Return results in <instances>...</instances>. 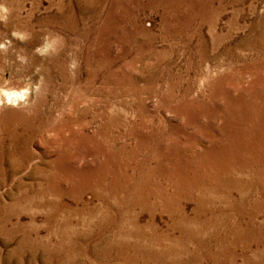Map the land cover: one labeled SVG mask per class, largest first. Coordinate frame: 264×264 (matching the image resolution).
Wrapping results in <instances>:
<instances>
[{"label":"rangeland","instance_id":"374dc122","mask_svg":"<svg viewBox=\"0 0 264 264\" xmlns=\"http://www.w3.org/2000/svg\"><path fill=\"white\" fill-rule=\"evenodd\" d=\"M0 5L8 10L0 12L6 16L0 20V264H125L117 256H130L103 247L116 237L120 222L129 237L118 234L119 241L125 237L127 247L144 243L145 260L134 264H264V149L259 154L240 149L246 143L249 149L261 147L264 136V0H0ZM14 91L25 96L9 103L5 93ZM101 122L104 132L98 136ZM103 165L116 173L122 196L115 221L99 231L104 216L99 215L113 212L111 202L96 200L95 188L78 183L81 170ZM49 171L59 180L56 187L44 184ZM68 176L71 183L62 181ZM39 186L72 190L55 197L77 210L57 213L71 223V248L54 245L60 226L51 227L46 216H52L47 203L54 196L49 199ZM129 198L135 203L128 204ZM134 216L140 231L128 222ZM234 225L241 228L233 246Z\"/></svg>","mask_w":264,"mask_h":264},{"label":"bare ground","instance_id":"6f19581e","mask_svg":"<svg viewBox=\"0 0 264 264\" xmlns=\"http://www.w3.org/2000/svg\"><path fill=\"white\" fill-rule=\"evenodd\" d=\"M262 39V38H261ZM95 44V43H94ZM215 45V44H214ZM261 45V44H260ZM94 51V50H93ZM92 58V57H91ZM88 59H89V57H88ZM101 60V59H100ZM262 61V60H261ZM264 62V61H263ZM97 63V62H96ZM197 63V62H196ZM254 63H255V61H254ZM262 63V62H261ZM100 64V63H99ZM108 64V63H107ZM202 65V64H201ZM250 65H252V63L250 64ZM254 66V65H253ZM88 67V66H87ZM98 67V66H97ZM243 67V66H242ZM234 68V67H233ZM258 68H262V67H258ZM233 70V69H232ZM235 71H237V70H235ZM243 71V70H242ZM91 72V71H90ZM89 72V73H90ZM93 72V71H92ZM239 72V71H238ZM264 72V71H263ZM219 73V72H218ZM63 74V73H62ZM116 74V73H115ZM236 74V73H235ZM264 74V73H263ZM68 76V75H67ZM66 77V76H65ZM71 77V76H70ZM73 77V76H72ZM87 78V77H86ZM85 78V79H86ZM91 78H92V76H91ZM90 78V79H91ZM108 78V77H107ZM50 79V78H49ZM65 80H66V78H65ZM74 81V80H73ZM105 81V80H104ZM113 81V80H112ZM71 82V81H70ZM75 82V81H74ZM86 82V81H85ZM263 82V81H262ZM73 83V82H72ZM102 83V82H101ZM100 83V84H101ZM114 83V82H113ZM180 83V82H179ZM94 84V83H93ZM103 85V84H102ZM175 85H177V84H175ZM263 85H264V82H263ZM262 85V86H263ZM129 86V85H128ZM252 86V85H251ZM68 87H69V85H68ZM72 87V86H71ZM85 87V86H84ZM84 87H83V89H84ZM109 87V86H108ZM114 87V86H113ZM127 87V86H126ZM177 87V86H176ZM188 87V86H187ZM79 88V87H78ZM118 88V87H117ZM120 88V87H119ZM179 88V87H178ZM257 88V87H256ZM263 88V87H262ZM66 89V88H65ZM80 89V88H79ZM172 89H173V86H172ZM260 89V88H259ZM77 90V89H76ZM85 90V89H84ZM88 90V89H87ZM184 90V89H183ZM261 90V89H260ZM64 91V90H63ZM79 91V90H78ZM103 91V90H102ZM181 91V90H180ZM54 92V91H53ZM66 92V91H65ZM68 92V91H67ZM96 92V91H95ZM56 93V92H55ZM74 93H76V92H74ZM89 93H91V92H89ZM106 93V92H105ZM116 93V92H115ZM184 93V92H183ZM8 95H13V94H16V95H19V96H22L23 98H24V96H25V93H22V92H16V91H14V92H9V93H7ZM82 94V93H81ZM109 94V93H108ZM40 95V94H39ZM67 95V94H66ZM70 95V94H69ZM75 95V94H74ZM96 95V94H95ZM103 95V94H102ZM101 95V96H102ZM116 95V94H115ZM185 96V95H184ZM41 97V96H40ZM106 97V96H105ZM174 97V96H173ZM178 97V96H177ZM188 97V96H187ZM243 97V96H242ZM22 98V99H23ZM53 98V97H52ZM54 98H56V97H54ZM101 98V97H100ZM22 99H19V100H22ZM82 99V98H81ZM80 99V100H81ZM220 99V98H219ZM243 99V98H242ZM184 100V99H183ZM254 100V99H253ZM42 101V100H41ZM89 101H91V100H89ZM96 101V100H95ZM249 101V100H248ZM44 102V101H43ZM59 102V101H58ZM58 102H55L54 104H58ZM71 102V101H70ZM179 102V101H178ZM208 102V101H207ZM214 102V101H213ZM254 102H255V100H254ZM45 103V102H44ZM77 103H79V101L77 102ZM31 104V103H30ZM33 104V103H32ZM40 104V103H39ZM60 104V103H59ZM84 104V103H83ZM98 104V103H97ZM104 104V103H103ZM102 104V105H103ZM178 104V103H177ZM211 104V103H210ZM255 104V103H254ZM69 105V104H68ZM73 104H71V106H72ZM93 105H94V103H93ZM105 105V104H104ZM120 105V104H119ZM132 104H130V106H131ZM142 105V104H141ZM198 105V104H197ZM29 106V105H28ZM34 106V105H33ZM36 106V105H35ZM50 106V105H49ZM70 106V107H71ZM96 106V105H95ZM110 107H111V105H109ZM128 106V105H127ZM129 106V107H130ZM140 106V105H139ZM161 106V105H160ZM69 107V108H70ZM84 107H86V106H84ZM98 107H99V105H98ZM114 107H116V105L114 106ZM120 107V106H119ZM135 107H136V105H135ZM249 107V106H248ZM247 107V108H248ZM66 108V107H65ZM75 108H76V106H75ZM78 108V107H77ZM97 108V107H96ZM262 108V107H261ZM24 109V108H23ZM46 109H47V107H46ZM106 109V108H105ZM117 109V108H116ZM127 109V108H126ZM125 109V110H126ZM245 110H246V108H244ZM252 109V108H251ZM71 110V109H70ZM73 110V109H72ZM84 110V109H83ZM90 110V109H89ZM93 110V109H92ZM102 110V109H101ZM118 110V109H117ZM121 110V109H120ZM124 110V109H123ZM135 110V109H134ZM33 111H35V110H33ZM57 111V110H56ZM62 111H64V110H62ZM68 111V110H67ZM76 111V110H75ZM82 111V110H81ZM86 111V110H85ZM84 111V112H85ZM91 111V110H90ZM128 111V110H127ZM144 111V110H143ZM26 112V111H25ZM36 112V111H35ZM108 112V111H107ZM110 112V111H109ZM116 112V111H115ZM130 112V111H129ZM22 113V112H21ZM34 113V112H33ZM55 113V112H54ZM62 113V112H61ZM60 113V114H61ZM75 113V112H74ZM82 113V112H81ZM93 113V112H92ZM95 113V112H94ZM99 113H101V112H99ZM111 113H113V112H111ZM124 113V112H123ZM127 113V112H126ZM135 113V112H134ZM142 113V112H141ZM257 113V112H256ZM12 114V113H11ZM18 114V113H17ZM77 115H78V113H76ZM120 113H118V115H119ZM89 115V114H88ZM95 115V114H94ZM105 115V114H104ZM126 115V114H125ZM137 115V114H136ZM145 115V114H144ZM231 115V114H230ZM244 115V114H243ZM15 116V115H14ZM29 116V115H28ZM43 116V115H42ZM60 116V115H59ZM73 116V115H72ZM102 116H103V114H102ZM102 116L101 115H97V117H96V119H97V121H102L101 119H102ZM106 116V115H105ZM116 115H114L113 117H115ZM122 116V115H121ZM135 116V114L132 116V117H134ZM32 117V116H31ZM30 117V119H32ZM34 117V116H33ZM107 117V116H106ZM262 117V116H261ZM54 118V117H53ZM69 118V117H68ZM76 118V117H75ZM90 118V117H89ZM117 118V117H116ZM119 118V117H118ZM122 118V117H121ZM143 118V117H142ZM145 118V117H144ZM228 118V117H227ZM33 119H35V118H33ZM59 119V118H58ZM57 119V120H58ZM111 119V118H110ZM109 119V120H110ZM115 119V118H114ZM148 119V118H147ZM248 119V118H247ZM16 120V119H15ZM42 120V119H41ZM95 120V119H94ZM117 120V119H116ZM124 120H125V118H124ZM133 120V119H132ZM136 120V119H135ZM137 120H141V119H137ZM260 120V119H259ZM14 121V120H13ZM38 121V120H37ZM49 121V120H48ZM56 121V120H55ZM74 121H76V120H74ZM88 121V120H87ZM92 121V120H91ZM112 121V120H111ZM115 121V120H114ZM240 121V120H239ZM17 122V121H16ZM15 122V123H16ZM93 122V121H92ZM127 122H129V121H127ZM139 122V121H138ZM143 122V121H142ZM262 122V121H261ZM19 123V122H18ZM28 123V122H27ZM32 123V122H31ZM54 123V122H53ZM52 123V124H53ZM55 123H57V122H55ZM96 123V122H95ZM99 123V122H98ZM131 123V122H130ZM137 123V122H136ZM242 123V122H241ZM8 124V123H7ZM11 124V123H10ZM34 124V123H33ZM47 124V123H46ZM71 124V123H70ZM112 124H113V122H112ZM118 124V123H117ZM128 124V123H127ZM126 124V125H127ZM133 124V123H132ZM138 124V123H137ZM147 124V123H146ZM227 124V123H226ZM14 125V124H13ZM39 125V124H38ZM44 125V124H43ZM58 125V124H57ZM56 125V126H57ZM72 125V124H71ZM111 125V124H110ZM116 125V124H115ZM55 126V127H56ZM67 126V125H66ZM82 126V125H81ZM80 126V127H81ZM89 126V125H88ZM125 126V125H124ZM123 126V127H124ZM244 126V125H243ZM260 126V125H259ZM259 126H258V128H259ZM15 127H17L16 125H15ZM41 127V126H40ZM85 127V126H84ZM112 127V126H111ZM143 127V126H142ZM238 127V126H237ZM250 127H252V126H250ZM3 128V127H2ZM32 128V127H31ZM70 128V127H69ZM73 128V127H72ZM89 128V127H88ZM107 128V127H106ZM106 128H105V130H106ZM122 128V127H121ZM36 129V128H35ZM39 129V128H38ZM46 129V128H45ZM82 129H84V128H82ZM86 129H87V127H86ZM94 129V128H93ZM108 129V128H107ZM112 129V128H111ZM110 129V130H111ZM161 129V128H160ZM232 129H233V127H232ZM238 129V128H237ZM246 129V128H245ZM29 130V129H28ZM75 130V129H74ZM78 130V129H77ZM99 131H97L98 133V136H100V135H103V132H104V125L102 124V122H101V127H100V129H98ZM109 130V129H108ZM117 130V129H116ZM124 130H125V128H124ZM146 130V129H145ZM144 130V131H145ZM239 130H241V129H239ZM254 130V129H253ZM261 130V129H260ZM6 131V130H5ZM40 131H42V130H40ZM46 131L47 132H51V131H54V129L53 128H48V130L46 129ZM64 131V130H63ZM69 131V130H68ZM73 131V130H72ZM79 131V130H78ZM249 131V130H248ZM44 132V131H43ZM58 132V131H57ZM80 132V131H79ZM88 132H89V130H88ZM95 132V131H94ZM138 132V131H137ZM197 132V131H196ZM26 133V132H25ZM31 133V132H30ZM32 133H34V132H32ZM36 133V132H35ZM46 133V132H45ZM71 133V132H70ZM74 133V132H73ZM73 133L71 134V135H73ZM81 133V132H80ZM79 133V134H80ZM110 133V132H109ZM141 133V132H140ZM258 133V132H257ZM19 134V133H18ZM63 134V133H62ZM78 134V135H79ZM82 134V133H81ZM114 134V133H113ZM116 134V133H115ZM124 134V133H123ZM132 134V133H131ZM231 134V133H230ZM7 135V134H6ZM27 135V134H26ZM32 135V134H31ZM40 135H41V133H40ZM43 135V134H42ZM56 135H58V134H56ZM94 135V134H93ZM125 135V134H124ZM127 135H129V134H127ZM13 136V135H12ZM11 136V137H12ZM23 137H24V135H22ZM64 136V135H63ZM68 136V135H67ZM106 136V135H105ZM130 136V135H129ZM132 136V135H131ZM139 136V135H138ZM251 136V135H250ZM249 136V137H250ZM18 137V136H17ZM40 137V136H39ZM65 137V136H64ZM72 137V136H71ZM90 137H91V135H90ZM102 137V136H101ZM110 137V136H109ZM242 137V136H241ZM8 138V137H7ZM28 138V137H27ZM54 138V137H53ZM53 138H52V140H53ZM60 138V137H59ZM69 138V137H68ZM84 139H86L87 140V138H86V136L85 137H83ZM105 138V137H104ZM169 138V137H168ZM167 138V139H168ZM246 138H247V136H246ZM5 139V138H4ZM37 139V138H36ZM39 139V138H38ZM55 139V138H54ZM80 139V138H79ZM107 139V138H106ZM113 139V138H112ZM132 139V138H131ZM253 139V138H252ZM15 140V139H14ZM14 140H12V141H14ZM16 140H17V138H16ZM35 140V139H34ZM51 140V139H50ZM119 140V139H118ZM123 140H124V138H123ZM134 140V139H133ZM205 140V139H204ZM2 141V140H1ZM24 141V140H23ZM63 141V140H62ZM67 141V140H66ZM94 141V140H93ZM105 141V140H104ZM108 141V140H107ZM119 141H121V140H119ZM32 142V141H31ZM46 142V141H45ZM71 142H72V140H71ZM101 142V141H100ZM112 142V141H111ZM123 142V141H122ZM236 142V141H235ZM248 142V141H247ZM13 143V142H12ZM23 143V142H22ZM33 143V142H32ZM52 143V142H51ZM62 143V142H61ZM108 143V142H107ZM254 143V142H253ZM5 144V143H4ZM128 144V143H127ZM134 144V143H133ZM137 144V143H136ZM160 144V143H159ZM255 144V143H254ZM253 144V145H254ZM13 145V144H12ZM46 145V144H45ZM77 145V144H76ZM99 145H101V144H99ZM111 145V144H110ZM110 145H109V147H110ZM124 145V144H123ZM129 145V144H128ZM128 145H127V147H128ZM139 145V144H138ZM173 145V144H172ZM68 146V145H67ZM84 146V145H83ZM183 146V145H182ZM13 147V146H12ZM47 147V146H46ZM124 147V146H123ZM136 147V146H135ZM142 147H144V146H142ZM238 147V146H237ZM31 148V147H30ZM100 148V147H99ZM108 148V147H107ZM227 148L230 150V146L227 144ZM242 148H245L247 151H249V150H252V151H255V152H258L257 154H259V150L260 149H264V136H263V139H262V144H261V147H256V145H254V146H252L251 147V149H249V147H248V143H246L245 145H242V144H240V149L242 150ZM72 149V148H71ZM86 149V148H85ZM98 149V148H97ZM103 149H104V147H103ZM111 149V148H110ZM228 149H226V150H228ZM62 150V149H61ZM100 150V149H99ZM126 150H128V149H126ZM224 150L225 149H223L222 151L224 152ZM240 150V151H241ZM2 151V150H1ZM8 151V150H7ZM14 151H15V149H14ZM98 151V150H97ZM104 151V150H103ZM140 151V150H139ZM143 151V150H142ZM141 151V152H142ZM222 151H220V152H222ZM260 151H264V150H260ZM24 152V151H23ZM29 152V151H28ZM100 152H101V150H100ZM108 152V151H107ZM112 152H113V149H112ZM111 152V153H112ZM115 152V151H114ZM119 152V151H118ZM128 152V151H127ZM250 152V151H249ZM9 153V152H8ZM109 153V152H108ZM3 154V153H2ZM86 154V153H85ZM210 154V153H209ZM220 154V153H219ZM20 155V154H19ZM22 155V154H21ZM25 155V154H24ZM27 155V154H26ZM29 155V154H28ZM51 155V154H50ZM101 155H102V153H101ZM143 155V154H142ZM216 155H217V153H216ZM42 156V155H41ZM100 156V155H99ZM103 156V155H102ZM124 156V155H123ZM137 156H139V155H137ZM13 157V156H12ZM260 157V156H259ZM94 158V157H93ZM203 158V157H202ZM258 158V157H257ZM9 159H11V157L9 158ZM18 159V158H17ZM21 159V158H20ZM60 159V158H59ZM106 159V158H105ZM120 159H121V157H120ZM130 159V158H129ZM128 159V160H129ZM184 159V158H183ZM262 159V158H261ZM2 160V159H1ZM6 160V159H5ZM52 160V159H51ZM64 160V159H63ZM79 160V159H78ZM125 161H126V159H124ZM137 160V159H136ZM181 160V159H180ZM179 160V161H180ZM205 160V159H204ZM202 161L201 160V164H208L206 161ZM230 160V159H229ZM258 160V159H257ZM18 161V160H17ZM45 161V160H44ZM49 161V160H48ZM54 161V160H53ZM52 161V162H53ZM75 161V160H74ZM87 161V160H86ZM105 161V160H104ZM124 161V162H125ZM131 161V160H130ZM152 161V160H151ZM187 161V160H186ZM6 162V161H5ZM23 162V161H22ZM27 162V161H26ZM41 162V161H40ZM71 162V161H70ZM112 162V161H111ZM140 162V161H139ZM180 162H182V161H180ZM222 162H224V161H222ZM8 163H10V162H8ZM45 163H46V161H45ZM126 163V162H125ZM136 163V162H135ZM179 163V162H178ZM251 163V162H250ZM15 164V163H14ZM71 164V163H70ZM131 164V163H130ZM186 165H187V163H185ZM46 165H48L47 163H46ZM135 164H133V166H134ZM142 165V164H141ZM263 165H264V163H263ZM13 166V165H12ZM53 166V165H52ZM59 166V165H58ZM66 166V165H65ZM107 165H103L102 167H100L99 169H90V170H88V169H84V170H81L80 171V173H79V183L78 184H80L81 186H83V187H86V186H90V188L92 187V188H95L96 189V191H98L97 192V194H95V197H96V200H98V201H103V202H108V201H110L109 203L112 205V207H113V212H112V210H106L105 212L103 211V214L102 215H99V216H103V221L101 222V223H99L98 225H96V229H98L99 231H101L102 230V228H103V226L105 225L106 227H107V225H109V224H113V222L112 221H115L114 220V215H115V213H120V210H119V203H120V198H121V196L122 195H120V191H119V188H118V184H117V177H116V173H114V172H112L110 169H108L107 167H106ZM112 166V165H111ZM11 167V166H10ZM23 167V166H22ZM36 167V166H35ZM50 167V166H49ZM209 167H210V165H209ZM208 167V168H209ZM212 167V166H211ZM252 167V166H251ZM256 167V166H255ZM15 168V167H14ZM41 168V167H40ZM38 169L39 171L41 170V169ZM43 168V167H42ZM142 168H143V166H142ZM248 168V167H247ZM261 168H263V167H261ZM37 169V168H36ZM71 169V168H70ZM113 169V168H112ZM131 169V168H130ZM133 169V168H132ZM137 169V168H136ZM188 169V168H187ZM233 169H234V167H233ZM2 170V169H1ZM14 170V169H13ZM12 170V171H13ZM16 170V169H15ZM14 170V171H15ZM48 170V169H47ZM64 170V169H63ZM94 170H96V171H94ZM118 170H120L119 168H118ZM242 170V169H241ZM7 171V170H6ZM11 171V170H10ZM37 172V171H36ZM43 172V171H42ZM55 172V171H54ZM118 172V171H117ZM132 172V171H131ZM224 172V171H223ZM235 172V171H234ZM5 173V172H4ZM127 173V172H126ZM141 173H143L142 171H141ZM175 173V172H174ZM226 173V172H225ZM12 174V173H11ZM45 174V173H44ZM140 174V173H139ZM148 174V173H147ZM45 175H47V174H45ZM59 175V174H58ZM62 175V174H61ZM141 175V174H140ZM144 175H145V173H144ZM143 175V176H144ZM179 175V174H178ZM64 176V175H63ZM118 176V175H117ZM132 176V175H131ZM133 176H134V174H133ZM229 176H230V173H229ZM34 177V176H33ZM38 177H39V174H38ZM42 177V176H41ZM109 177V178H108ZM151 177V176H150ZM228 177V176H227ZM225 178V179H229V178ZM59 178H60V176H59ZM62 178V177H61ZM60 178V179H61ZM108 178V179H107ZM126 178V177H125ZM254 178H255V176H254ZM39 179V178H38ZM130 179V178H129ZM257 179V178H256ZM56 180H58V178L54 175V174H50V171H49V175H47L46 177H45V183L44 184H46V185H49V184H52L53 185V183H55V181ZM127 180V179H126ZM146 180V179H145ZM151 180V179H150ZM242 180V179H241ZM59 181V180H58ZM58 181H56V182H58ZM61 181V180H60ZM62 181H64V182H67V183H71V177H65V178H63V180ZM120 181V180H119ZM118 181V182H119ZM128 181V180H127ZM133 181V180H132ZM227 181H229V180H227ZM226 181V182H227ZM240 181V180H239ZM10 182V181H9ZM15 182V181H14ZM37 182V181H36ZM77 182V181H76ZM121 182V181H120ZM142 182V181H141ZM150 182V181H149ZM230 182V181H229ZM17 183V182H16ZM26 183V182H25ZM140 183V182H139ZM146 183V182H145ZM232 183V182H231ZM230 183V184H231ZM254 183H257V180H256V182H254ZM63 184V183H62ZM236 185H238L239 186V183H235ZM43 185V184H42ZM59 185V184H58ZM127 185V184H126ZM125 185V186H126ZM232 185V184H231ZM242 185H250L249 183H246V182H243L242 181ZM20 186V185H19ZM22 186V185H21ZM54 186L56 187L57 186V183H55L54 184ZM61 186V185H60ZM71 186V185H70ZM76 186V185H75ZM94 186V187H93ZM140 186V185H139ZM251 186V185H250ZM44 186H39V189H41V191H43V195L44 194H48V198L50 199V196L52 195V196H54V197H51V202L50 201H48V203H47V207H51L54 211H56V214L54 215L53 214V212H52V216H49V215H51V214H47L46 216H47V220H48V224H50V226L51 227H55V225L57 224V222H58V225L60 226L59 228H57V230H58V232H57V244H54V245H56V246H58L59 248H64V247H69V246H71V244L73 243H71L70 242V239H71V237H72V235H71V230H70V225H71V223L69 222V220L68 219H66V217L64 218V217H58L57 216V213L58 212H60V211H65L67 214L68 213H74V212H76L77 213V210H76V208L74 209V208H72L71 206H69V205H65L64 206V203H63V205L59 202V200H57V198H63V196L64 197H67V196H70L71 194H72V190H70V191H62V192H60L58 189H56L55 187H54V189H53V187L51 188V189H47L48 187H46V188H43ZM50 187V186H49ZM143 187V186H142ZM153 187V186H152ZM202 187V186H201ZM252 187V186H251ZM74 188V186L72 187V189ZM78 188V187H77ZM127 188V187H126ZM175 188V187H174ZM11 189V188H10ZM23 189V188H22ZM135 189V188H134ZM143 189V188H142ZM223 189V188H222ZM26 190V189H25ZM86 190V189H85ZM220 190H221V188H220ZM239 190V189H238ZM237 190V191H238ZM241 190H243V189H241ZM37 191V190H36ZM40 191V190H39ZM92 191V190H91ZM124 191V190H123ZM126 191V190H125ZM138 191V190H137ZM262 191V190H261ZM84 192V191H83ZM190 192V191H189ZM260 192V191H259ZM33 193V192H32ZM36 193V192H35ZM140 193H141V191H140ZM148 193V192H147ZM230 193V192H229ZM228 193V194H229ZM22 194H23V192H22ZM39 194V193H38ZM75 194V193H74ZM73 194V195H74ZM122 194V193H121ZM136 194V193H135ZM137 194H139V193H137ZM192 194V193H191ZM211 194V193H210ZM232 194V193H231ZM240 194V193H239ZM256 194V193H255ZM7 195V194H6ZM31 195V194H30ZM133 195V194H132ZM189 195V194H188ZM198 195V194H197ZM201 195V194H200ZM77 196V195H76ZM81 196V195H80ZM125 196V195H124ZM201 196H203V195H201ZM200 196V197H201ZM227 196V195H226ZM242 196H244V195H242ZM45 197V196H44ZM47 197V196H46ZM55 197H57V198H55ZM78 197V196H77ZM93 197V196H92ZM133 197V196H132ZM134 197H135V195H134ZM142 197V196H141ZM145 197V196H144ZM196 197V196H195ZM208 197V196H207ZM240 197V196H239ZM25 198V197H24ZM42 198H43V196H42ZM41 198V199H42ZM205 198H206V196H205ZM232 198V197H231ZM123 199V198H122ZM141 199V198H140ZM139 199V200H140ZM165 199V198H164ZM200 199V198H199ZM211 199V198H210ZM227 199V198H226ZM45 200V199H44ZM127 200V199H126ZM134 198H129V200H127L128 202V204H133V203H135L134 202ZM143 200V199H142ZM203 200V199H202ZM208 200V199H207ZM72 201V200H71ZM123 201V200H122ZM169 201V200H168ZM188 201V200H187ZM191 201V200H190ZM193 201H195V200H193ZM204 201V200H203ZM237 201V200H236ZM242 201H243V199L240 197V199H239V201L238 202H240L241 203V206H242ZM27 202V201H26ZM80 202V201H79ZM83 202V201H82ZM102 202V203H103ZM137 202V201H136ZM144 202V201H143ZM155 202V201H154ZM170 202H172V201H170ZM199 202H201V201H199ZM221 202V201H220ZM261 202V201H260ZM68 203V202H67ZM117 203H118V205H117ZM173 203V202H172ZM209 203V202H208ZM219 202H217V204H218ZM244 203V202H243ZM141 204H143V203H141ZM163 204H165V203H163ZM207 204V203H206ZM231 204V203H230ZM256 207H258L259 206V203L257 202V201H255L254 203H253ZM127 205V204H126ZM149 205V204H148ZM162 205V204H161ZM204 205H205V203H204ZM203 205V206H204ZM212 205V204H211ZM237 205V204H236ZM240 204H238L237 206H239ZM37 206H38V204H37ZM107 206V205H106ZM138 206V205H137ZM201 206V205H200ZM199 206V207H200ZM209 206H210V203H209ZM234 206V205H233ZM264 206V205H263ZM12 207V206H11ZM50 207H49V211H52V210H50ZM140 207V206H139ZM144 208H145V206H143ZM150 207V206H149ZM172 207V206H171ZM177 207H179V206H177ZM208 207V206H207ZM15 208V207H14ZM23 208V207H22ZM100 208V207H99ZM109 208V207H108ZM147 208V207H146ZM201 208V207H200ZM232 208V207H231ZM241 208V207H240ZM242 208H243V206H242ZM260 208V207H259ZM133 209V208H132ZM148 209V208H147ZM198 209V208H197ZM209 209V208H208ZM219 208H217V210H218ZM262 209V208H261ZM264 209V208H263ZM85 210V209H84ZM168 210V209H167ZM177 210V209H176ZM183 210V209H182ZM196 210V209H195ZM203 210V209H202ZM213 210V209H212ZM211 210V211H212ZM215 210V209H214ZM216 210V211H217ZM239 210V209H238ZM254 210V209H253ZM139 211V210H138ZM198 211V210H197ZM260 211V210H259ZM91 212V211H90ZM96 212V211H95ZM101 212V211H100ZM177 212V211H176ZM181 212V211H180ZM184 212V211H183ZM196 212V211H195ZM205 212V211H204ZM206 212H207V210H206ZM257 212V210L255 211V213ZM9 213V212H8ZM18 213V212H17ZM23 213V212H22ZM55 213V212H54ZM82 213V212H81ZM99 213V212H98ZM123 213V212H122ZM127 213H128V211H127ZM127 213H124V215L123 216H125V218L123 217L122 219H125V221H126V218H128V214ZM167 213V212H166ZM173 213V212H172ZM175 213V212H174ZM198 213V212H197ZM208 213V212H207ZM213 213V212H212ZM226 213V212H225ZM231 213V212H230ZM261 213V212H260ZM60 214V213H59ZM94 214V213H93ZM92 214V215H93ZM200 214H202V212L200 213ZM206 214V213H205ZM204 214V215H205ZM215 214V213H214ZM250 214V213H249ZM252 214V213H251ZM72 215H74V214H72ZM79 215V214H78ZM85 215H86V213H85ZM160 215V214H159ZM170 215V214H169ZM175 215V214H174ZM181 215V214H180ZM203 215V214H202ZM219 215V214H218ZM230 215V214H229ZM62 216H63V214H62ZM71 216V215H70ZM176 216V215H175ZM177 216H179V215H177ZM196 216V215H195ZM222 216H223V214H222ZM226 216V215H225ZM251 216H253L252 217V219H254L255 218V216L256 215H251ZM94 217V216H93ZM170 217V216H169ZM182 217V216H181ZM184 217V216H183ZM219 217V216H218ZM17 218V217H16ZM45 218V217H44ZM69 218V217H68ZM207 218H209L208 216H207ZM216 218V217H215ZM225 218V217H224ZM91 219H92V217H91ZM173 219V218H172ZM176 219V218H175ZM174 219V220H175ZM193 219V218H192ZM206 219V218H205ZM102 220V219H101ZM187 220V219H186ZM185 220V221H186ZM84 221V220H83ZM168 221V220H167ZM264 221V220H263ZM18 222V221H17ZM127 222V221H126ZM128 222H130L131 224H132V230L133 229H139V228H141V226L139 225V222H138V220H137V216L135 217H130L129 218V220H128ZM175 222H176V220H175ZM174 222V223H175ZM199 222V221H198ZM204 222H206V221H204ZM217 222V221H216ZM221 222V221H220ZM226 222V221H225ZM250 222V221H249ZM16 223V222H15ZM84 223V222H83ZM180 223V222H179ZM193 223V222H192ZM210 223V222H209ZM208 223V224H209ZM45 224V223H44ZM88 224V226H89V223H87ZM150 224V223H149ZM199 224V223H198ZM201 224V223H200ZM214 224V223H213ZM225 224V223H224ZM85 225V224H84ZM118 226L116 227V230H115V234L114 235H116V237H114V238H112L111 239V241H109L110 243L108 244V245H105V243H104V250L105 251H108V250H115V248H118V249H120V251H122V252H124L125 253V255L127 254V256H130V257H126V256H124V255H122V253H121V255L119 254L117 257H119L120 258V256H121V258L120 259H122V261L124 260V262H125V264L127 263V264H134L135 263V260L137 259V258H139V259H141L142 261L143 260H145V246H143V244L141 245V246H135V247H133V246H131V247H127V241H125V237H123V239L122 240H120L119 241V239H121L119 236L120 235H127L128 236V233H127V231H126V229H124V228H126L125 227V223L124 222H120L119 224H117ZM128 225V224H127ZM183 225V224H182ZM190 225V224H189ZM203 225V224H202ZM201 225V226H202ZM70 226V227H69ZM86 227H87V225H85ZM129 226V225H128ZM176 226V225H175ZM225 226H227V225H225ZM237 226V225H236ZM239 226V225H238ZM241 226V225H240ZM81 227V226H80ZM172 227H174V224L172 225ZM179 227H181L180 225H179ZM205 227V226H204ZM203 227V228H204ZM216 227V226H215ZM223 228H225L224 226H222ZM261 227V226H260ZM47 228V227H46ZM88 228V227H87ZM129 228V227H128ZM182 228V227H181ZM194 228V227H193ZM227 228V227H226ZM234 228H235V225H234ZM239 228H241V227H239ZM238 228V229H239ZM72 229V228H71ZM81 229V228H80ZM91 229V228H90ZM115 229V228H114ZM188 229V228H187ZM206 229V228H205ZM228 229V228H227ZM237 228H235L234 229V231H232V230H230V231H232L231 232V236L233 237L231 240H232V244H233V246H234V244H235V241H234V236L235 235H237V232L239 231ZM88 230H89V228H88ZM128 230V229H127ZM199 230V229H198ZM215 230H216V228H215ZM13 231V230H12ZM36 231H38V230H36ZM56 231V230H55ZM134 231H136V230H134ZM138 231H140V229L138 230ZM137 231V232H138ZM143 231V230H142ZM141 231V232H142ZM155 231V230H154ZM90 232V231H89ZM129 232V234L132 232L131 230H129L128 231ZM188 232V231H187ZM213 232H214V230H213ZM212 232V233H213ZM145 233V232H144ZM153 233V232H152ZM189 233V232H188ZM192 233V232H191ZM210 233V232H209ZM118 234H120V235H118ZM136 234V233H135ZM141 234V233H140ZM165 234V233H164ZM195 234H196V232H195ZM88 235V234H87ZM122 235V236H123ZM134 235V234H133ZM151 235V234H150ZM154 235V234H153ZM248 235V234H247ZM76 236V235H75ZM81 236H83V235H81ZM137 236V235H136ZM149 236V235H148ZM209 236V235H208ZM74 237V236H73ZM117 237H119V238H117ZM129 237V236H128ZM135 237V236H134ZM163 237V236H162ZM188 237V236H187ZM236 237V236H235ZM240 237V236H239ZM11 238V237H10ZM31 238V237H30ZM34 238V237H33ZM50 238V237H49ZM150 238V237H149ZM159 238V237H158ZM213 238H214V236H213ZM236 238H238V237H236ZM260 238H262V237H260ZM132 239V238H131ZM136 239V238H135ZM145 239V238H144ZM150 239H153V237L152 238H150ZM156 239V238H155ZM163 239V238H162ZM192 239V238H191ZM196 239V238H195ZM203 239V238H202ZM212 239V238H211ZM219 239V238H218ZM72 240V239H71ZM134 240V239H133ZM165 240V239H164ZM167 240V239H166ZM197 240H199V239H197ZM236 240V239H235ZM259 240V239H258ZM141 241V240H140ZM149 241V240H148ZM205 241V240H204ZM210 241V240H209ZM212 241V240H211ZM125 242H126V244H125ZM132 242V241H131ZM150 242H152L151 240H150ZM155 242V241H154ZM198 242V241H197ZM206 242V241H205ZM217 242V241H216ZM224 242V241H223ZM164 243V242H163ZM208 243V242H207ZM221 243V242H220ZM263 243H264V237H263V239H261L260 240V244H262L263 245ZM165 244H166V242H165ZM174 244V243H173ZM222 244V243H221ZM27 245V244H26ZM75 245V244H74ZM156 245V244H155ZM169 245V244H168ZM208 245V244H207ZM218 245V244H217ZM83 246V245H82ZM257 246V245H256ZM43 247V246H42ZM161 247V246H160ZM193 247V246H192ZM207 247V246H206ZM236 247V246H235ZM33 248V247H32ZM47 248V247H46ZM69 248H71V247H69ZM73 248V247H72ZM174 248H175V246H174ZM182 248V247H181ZM239 248V247H238ZM131 251H130V250ZM200 249V248H199ZM224 249V248H223ZM227 249H229V248H227ZM227 249H226V251H227ZM236 249V248H235ZM63 250V249H62ZM170 250V249H169ZM201 250H203V249H201ZM209 250V249H208ZM222 250V249H221ZM177 251V250H176ZM69 252V251H68ZM113 252V251H112ZM117 252V251H116ZM162 252V251H161ZM168 252V251H167ZM170 252V251H169ZM189 252V251H188ZM234 252V251H233ZM101 253V252H100ZM109 253V252H108ZM149 253V252H148ZM173 253V252H172ZM182 253V252H181ZM181 253H179V254H181ZM183 253H186V251L184 252L183 251ZM208 253V252H207ZM217 253V252H216ZM222 252H220V254H221ZM104 254H105V252H104ZM118 254V253H117ZM167 254V253H166ZM176 254H178L177 252H176ZM176 254H174V255H176ZM224 254V253H223ZM226 254V253H225ZM234 254V253H233ZM258 254V253H257ZM111 255V254H110ZM148 255V254H147ZM154 255V254H153ZM171 255V254H170ZM169 255V256H170ZM184 255V254H183ZM182 255V256H183ZM210 255V254H209ZM232 255V254H231ZM200 256V255H199ZM202 256H204V254L202 255ZM201 256V257H202ZM221 256V255H220ZM148 257H150V256H148ZM184 257V256H183ZM182 257V258H183ZM157 258V257H156ZM163 258V257H162ZM167 258H169V257H167ZM188 258V257H187ZM191 258V257H190ZM203 258V257H202ZM222 258H224V257H222ZM230 258V257H229ZM161 259V258H160ZM164 259V258H163ZM185 259V258H184ZM198 259V258H197ZM65 260V259H64ZM73 260V259H72ZM204 260V259H203ZM69 263H70V261H68ZM139 262V261H138ZM150 262V261H149ZM157 262V261H156ZM178 262V261H177ZM213 262V261H212ZM250 262V261H249ZM142 263V262H141ZM158 263V262H157ZM166 263V262H165ZM175 263V262H174ZM173 263V264H174ZM181 263V262H180ZM189 263V262H188ZM213 263H215V262H213ZM71 264V263H70ZM121 264V263H120ZM155 264V263H154ZM164 264V263H163ZM176 264V263H175ZM198 264V263H197Z\"/></svg>","mask_w":264,"mask_h":264},{"label":"clouds","instance_id":"9594fccd","mask_svg":"<svg viewBox=\"0 0 264 264\" xmlns=\"http://www.w3.org/2000/svg\"><path fill=\"white\" fill-rule=\"evenodd\" d=\"M7 11L8 10L6 8H4L2 5H0V12L7 13ZM3 19H6V16H0V20H3ZM2 47H3V45H0V48H2ZM38 51H39V49H38ZM5 96L7 97V100L9 103H15L17 100L23 98L22 96H19L16 94L8 95L7 93H5Z\"/></svg>","mask_w":264,"mask_h":264}]
</instances>
